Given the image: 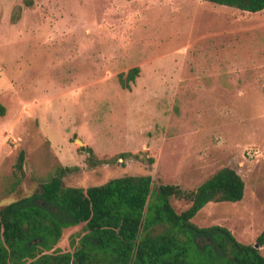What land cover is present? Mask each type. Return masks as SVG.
Instances as JSON below:
<instances>
[{"label": "rangeland", "instance_id": "obj_1", "mask_svg": "<svg viewBox=\"0 0 264 264\" xmlns=\"http://www.w3.org/2000/svg\"><path fill=\"white\" fill-rule=\"evenodd\" d=\"M23 1L0 0V204L35 192L57 165L78 166L65 185L149 174L186 190L231 166L245 182L243 198L207 203L192 221L254 243L264 228V9L203 0ZM134 66L138 74L122 88L118 74ZM81 147L98 158L137 157L92 168ZM21 149L25 177L6 195L1 184ZM170 202L177 212L188 206ZM80 229H64L59 249ZM259 249L264 256V244Z\"/></svg>", "mask_w": 264, "mask_h": 264}, {"label": "trees", "instance_id": "obj_2", "mask_svg": "<svg viewBox=\"0 0 264 264\" xmlns=\"http://www.w3.org/2000/svg\"><path fill=\"white\" fill-rule=\"evenodd\" d=\"M203 1L247 12L264 9V0ZM23 2L33 4L32 0ZM21 10V5L12 9V23ZM138 72L134 66L119 73L120 86L129 89ZM4 113L0 103V115ZM80 149L87 153L85 160L92 168L137 157L122 152L98 158L90 147ZM24 162L21 149L11 174L1 184L6 195L22 183ZM76 170V165H57L35 192L0 204V264H264L259 249L264 244V228L254 243L245 244L225 226H198L192 221L207 203L243 198L245 182L233 167L220 168L191 190L155 184L149 174L118 176L87 187L65 185L64 176ZM172 198L188 206L177 212ZM80 224L70 248L59 249L64 229Z\"/></svg>", "mask_w": 264, "mask_h": 264}, {"label": "water", "instance_id": "obj_3", "mask_svg": "<svg viewBox=\"0 0 264 264\" xmlns=\"http://www.w3.org/2000/svg\"><path fill=\"white\" fill-rule=\"evenodd\" d=\"M78 142L82 143L80 140H78Z\"/></svg>", "mask_w": 264, "mask_h": 264}]
</instances>
